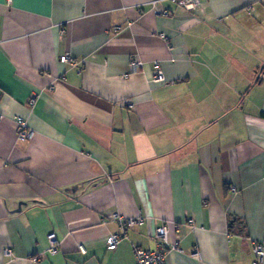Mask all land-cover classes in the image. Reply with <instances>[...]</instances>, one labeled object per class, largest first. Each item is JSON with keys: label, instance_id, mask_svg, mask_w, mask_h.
<instances>
[{"label": "crops", "instance_id": "0c3cea01", "mask_svg": "<svg viewBox=\"0 0 264 264\" xmlns=\"http://www.w3.org/2000/svg\"><path fill=\"white\" fill-rule=\"evenodd\" d=\"M157 7L171 14L150 0H0V264H134L163 223L166 264H252L264 0ZM115 214L142 222L121 233Z\"/></svg>", "mask_w": 264, "mask_h": 264}, {"label": "built area", "instance_id": "2783aa9c", "mask_svg": "<svg viewBox=\"0 0 264 264\" xmlns=\"http://www.w3.org/2000/svg\"><path fill=\"white\" fill-rule=\"evenodd\" d=\"M163 0H150V4L152 8L156 10V12L162 15H170L171 11L167 8H158V4ZM175 1L180 7L185 10H194L199 6L200 0H168ZM116 30L119 27L115 28ZM62 61H70L72 60L69 54H64L61 56ZM140 66V61L138 59H132L130 61V72L137 71ZM154 81H160L163 79V72L161 71L158 65H155L154 72L152 76ZM35 96L29 99V103L33 105L35 103ZM17 139L25 140L30 138L33 135V129L28 125V122L23 117H17ZM234 189V187H232ZM116 220L118 224L122 227V232L125 233L129 226L142 222V218H125L123 216H118L115 214ZM166 231L167 226L163 223L162 225L156 228L155 238L158 242V246L154 249H143L140 247H134L135 253V262L134 264H166L165 254H166ZM120 233H112L108 236L106 241V247L108 249H115L121 240ZM47 238L49 240V248L48 251L51 253H55L58 249V240L56 234L52 231L47 234ZM173 248H178V246L172 245ZM10 251L9 248L4 249V253H8ZM253 261L252 264H264V237L253 244ZM197 249H193L192 255L197 256ZM33 260L37 261L38 256H34Z\"/></svg>", "mask_w": 264, "mask_h": 264}, {"label": "rangeland", "instance_id": "374dc122", "mask_svg": "<svg viewBox=\"0 0 264 264\" xmlns=\"http://www.w3.org/2000/svg\"><path fill=\"white\" fill-rule=\"evenodd\" d=\"M60 60H62L61 58H60ZM65 62V61H64ZM161 69V68H160ZM162 71V70H161ZM164 80V73H163V79L162 80H160V81H163Z\"/></svg>", "mask_w": 264, "mask_h": 264}]
</instances>
